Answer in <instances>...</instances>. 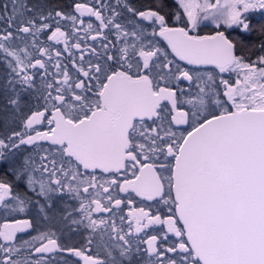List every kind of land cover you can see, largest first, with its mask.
I'll list each match as a JSON object with an SVG mask.
<instances>
[{
  "label": "snow or ice",
  "instance_id": "6c2138e0",
  "mask_svg": "<svg viewBox=\"0 0 264 264\" xmlns=\"http://www.w3.org/2000/svg\"><path fill=\"white\" fill-rule=\"evenodd\" d=\"M0 69V264H264V0H0Z\"/></svg>",
  "mask_w": 264,
  "mask_h": 264
},
{
  "label": "flooded vegetation",
  "instance_id": "af4514ba",
  "mask_svg": "<svg viewBox=\"0 0 264 264\" xmlns=\"http://www.w3.org/2000/svg\"><path fill=\"white\" fill-rule=\"evenodd\" d=\"M144 3H147L148 2V0H144L143 1ZM213 2H214V0H213ZM70 4H73V2H71ZM94 19V18H93ZM255 23V22H254ZM211 32V28H203V29H201L200 30V34H209ZM233 35H235V34H233ZM254 35H256L255 33H254ZM248 43H252L251 41H247ZM256 42H258V41H256ZM60 47L62 48L63 46L62 45H60ZM65 55H67V53H65ZM69 63H70V61H69ZM46 126V121H45V125H42L41 126V130H43V128ZM136 206L137 207H139V206H141L140 205V203H139V198H137V204H136ZM17 218H19V216H17ZM3 222V219L0 221V223H2ZM34 234V233H33ZM24 238H26V237H24Z\"/></svg>",
  "mask_w": 264,
  "mask_h": 264
},
{
  "label": "trees",
  "instance_id": "16d2710c",
  "mask_svg": "<svg viewBox=\"0 0 264 264\" xmlns=\"http://www.w3.org/2000/svg\"><path fill=\"white\" fill-rule=\"evenodd\" d=\"M50 2L55 5H70L71 2L74 3L76 2V0H50ZM112 2H114V0H112ZM251 42H256V41H251ZM0 71H2V69H0ZM8 179H12V177H8Z\"/></svg>",
  "mask_w": 264,
  "mask_h": 264
},
{
  "label": "rangeland",
  "instance_id": "374dc122",
  "mask_svg": "<svg viewBox=\"0 0 264 264\" xmlns=\"http://www.w3.org/2000/svg\"><path fill=\"white\" fill-rule=\"evenodd\" d=\"M77 55H78V53H77ZM2 220V218H0V221Z\"/></svg>",
  "mask_w": 264,
  "mask_h": 264
}]
</instances>
